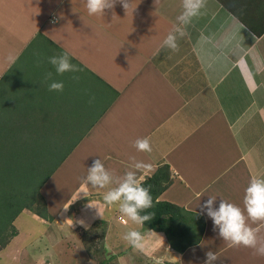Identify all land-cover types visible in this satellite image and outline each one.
<instances>
[{"label":"crops","instance_id":"obj_1","mask_svg":"<svg viewBox=\"0 0 264 264\" xmlns=\"http://www.w3.org/2000/svg\"><path fill=\"white\" fill-rule=\"evenodd\" d=\"M227 1L244 4V24L217 0H206L202 13L185 27L186 35L178 38L179 50L174 52L162 45L178 24L182 0H132L128 13L117 3L112 17H107L112 14L108 11L104 17L88 15L86 0H0V101H4V114H48L51 109L54 119L49 122L56 123V115H73L75 109L84 107L87 119L82 122L89 125L69 156L83 148L82 155H98L115 177L132 170L133 157L135 162L145 160L151 167L137 173L141 182L167 165L172 181L158 199L200 215L205 223L200 242L182 255L193 248L194 255L199 253L196 247L205 243L230 248L213 231V221L206 213L200 214L201 206L209 196H215L216 207L224 199L243 209L251 178H264V31L257 37L245 25L253 24L258 32L264 27V0ZM125 30L132 35L128 41L123 36ZM65 51L71 63L81 69L76 73L79 81L72 79L73 73L57 75L48 62L49 57ZM9 57H14V62ZM49 72L54 80L63 82V92L48 90L45 77ZM93 96L94 102L89 103ZM183 112L191 124L182 120ZM145 137L150 139L151 153L134 147L137 139ZM83 180L67 199L68 203L75 198L83 201L76 213L65 208L68 203L64 202L59 211H53L52 193L45 198L54 214L53 224L58 225L57 233L74 237L76 228L86 231L98 222L105 230L98 241L107 240L108 245L112 230L124 235L136 229L150 251L143 257L145 247L134 250L126 245L129 252L138 251L141 263L150 257L161 263L157 259L158 245H163L159 235L126 222L118 206H106L96 189L89 188L88 197L80 193ZM183 187L190 189L191 196L178 203L176 196ZM103 190L102 194L108 189ZM81 220L90 227L81 226ZM256 227L263 231L261 225ZM103 237L107 239L102 241ZM119 240L116 237L110 250L104 246L108 254L120 248ZM82 252L85 254L84 249ZM203 257L206 259L205 254Z\"/></svg>","mask_w":264,"mask_h":264},{"label":"rangeland","instance_id":"obj_2","mask_svg":"<svg viewBox=\"0 0 264 264\" xmlns=\"http://www.w3.org/2000/svg\"><path fill=\"white\" fill-rule=\"evenodd\" d=\"M117 7L122 8L121 5H118ZM107 11L112 13L111 15H107V17H112L113 13L117 10L115 9L114 12H112L111 10H107ZM204 11H206V9ZM213 13L211 12L210 14L214 15ZM214 18L215 16H213V19ZM129 29L130 27L127 28V30ZM118 30L120 31L119 28ZM123 36L125 40L127 39V41L132 38V35H130L126 30L123 32ZM142 40L144 42V39ZM149 42L154 43V41L153 42L149 41ZM227 82L228 79H226L225 82L226 86L228 84ZM257 98L261 101V98L259 96ZM3 105H4V101L1 100L0 114L4 113L5 108ZM244 107H245V100H244ZM83 108L84 107L75 109L76 114L73 115H63V116L56 115L55 118H58L56 119V123H54V121L53 123L49 122V120L54 119V116L51 113V109L49 110L48 114L40 113L39 115H30V116L16 115L15 117H12V119L15 118V121L17 122L16 124H14L13 122L10 123V121L9 122L7 121L9 124L0 121V148L1 150H9L16 144L18 140L28 137L26 136V132H21L22 129L21 127L23 123H26L25 122L26 118H39V120H41L39 121L40 123L36 125H38V127L41 129L42 132L41 138L44 144L46 145L52 144L53 142L63 143V145H67V143L69 145L75 144L78 142V139H80L86 133V128L89 125L88 121L86 124L82 122V120L87 119V116L84 115L86 111ZM99 109L96 111V113L99 112ZM183 113L184 114L181 116L182 120L186 119L185 122L186 123L189 122V124H191L192 121L190 120V117H188L185 112ZM94 117L91 118L94 119ZM2 119L3 116H1L0 120ZM90 122L91 120H89V123ZM11 126L14 127L10 128ZM8 128H10L9 132L6 131ZM52 136L54 138H52ZM91 148L93 150L95 149V147H91ZM81 153L84 154L83 148L79 149V151H76L75 153L70 155L71 157L68 156L64 161V163L60 165V167L56 170V172H54L53 174L55 175L54 179H52V181L49 182L50 179L52 178L51 176V178L46 183H44V185L40 189V193L43 196L44 200L47 199V194L52 193L55 199V203L51 206V209L53 211H59V205L62 204L63 202L64 205L68 203L67 199L69 198L70 194L74 193L79 183L86 177L88 167H91L96 159H101L98 155H95L94 157H88L86 155H82ZM57 156L58 153L54 154V157ZM46 159L51 160L45 162L47 166L50 167L51 162H53V158L48 156ZM20 162L24 164L23 160ZM139 162H143L146 164L145 160H139ZM1 170H3L5 173H9L5 171V169H0V171ZM151 175L152 174H148L146 177H149ZM45 184H48L47 187H45ZM97 191H98L97 194L102 197L103 196L102 193L104 190L101 189ZM68 192L69 194L66 196ZM190 196H191L190 189H186L183 187V189L177 194L176 201L178 203H182L185 199L189 198ZM97 199L98 201H100L99 198ZM46 201L45 203L47 207ZM80 201H78L76 198L72 201L70 200L68 203V207L65 208L71 207L70 210L73 213H76L74 211L79 210L80 205L83 202ZM57 202L59 203L58 205ZM71 211H69L70 214H72ZM47 212L53 218L54 214L50 212V209H48V207H47ZM66 212L67 210L64 211V213ZM32 215L33 214L31 212L26 211L15 221L14 226L17 228V232L20 235L15 237V239H13L7 247H5L4 249H0V264H164V263L182 264V261L188 264H199L201 263V261H203L201 264H204L205 258L204 257L202 258V255H204L207 251L210 250L213 252L217 251L216 254L218 255L219 259L217 260L216 264H264V256L254 255L253 254L254 250L251 251L250 248L240 247V248L224 249L223 246L219 244L212 245L211 243H205L202 247L201 246L196 247L199 253H196L195 255L193 251H190L191 255L190 254L182 255V253H179L171 249L169 245L166 243L164 235L157 232L154 234V236L158 237L157 235H159V238L163 240L162 241L163 245L159 244L158 245L159 247L157 248L160 250V254L159 256H157V259L158 260L161 259V263L156 262V260L152 259L151 257L148 258V260H145L146 263H141L139 259V252L138 251L137 252L135 251L134 253L132 251L129 252V250L126 247V245L128 244L126 241L122 239L123 235H120L121 234L120 231L112 230V233H110V238H109L110 240L108 241V245H107L106 237L105 238L103 237L102 240V241L106 240L105 243L98 241V238L101 239L102 237L100 236L105 234V230L103 229L104 225H101L98 222H96L95 227H91L93 229L90 233H88V231L91 228L84 231V228L78 227V229L77 228L75 229L76 233L74 237H69V236L64 237L62 236L61 232L59 234L57 233L58 225L53 224L54 223L53 220L51 222H46V221L44 222V220H42L39 217L35 220L32 219L31 217ZM96 228H99V230H97ZM261 228L263 231L259 232V235H262V238H264V226H262ZM141 229L144 228L141 227ZM150 231L151 230L144 229V232L151 233ZM116 237L120 239L119 240L120 248L118 247L115 252L108 254L106 252L105 247L106 248L108 247L109 250H110L109 245H112V247H114L115 245L114 240H116ZM179 239L180 242L182 243L184 242L183 235H180ZM121 246L124 247L121 248ZM144 247H145L144 248L145 251H143L142 256L147 257L146 254H148L150 251L149 246L144 245ZM155 247L156 246H154V248ZM82 249L85 250V254L82 252ZM187 249H189V247ZM86 250L89 251L86 252ZM221 250H224V252ZM132 254H134V257ZM247 254H251L252 257H245V255Z\"/></svg>","mask_w":264,"mask_h":264},{"label":"clouds","instance_id":"obj_3","mask_svg":"<svg viewBox=\"0 0 264 264\" xmlns=\"http://www.w3.org/2000/svg\"><path fill=\"white\" fill-rule=\"evenodd\" d=\"M117 3L123 6L126 13L132 7V0H86L87 13L90 16H104L107 10H114ZM205 6L206 0H182L183 11L177 17L178 24L169 32L162 46L174 52L178 51V38H183L186 35L185 27L201 14V10ZM113 15L115 14L113 13ZM9 59L14 62V57H9ZM48 62L54 67L57 75L73 73L72 79L79 81L80 77L76 73H79L81 69L71 63L67 51L49 57ZM45 82H48L49 91L63 92L64 90L63 82L54 80L51 72L46 74ZM94 100L93 96L89 103H93ZM134 147L139 152L151 153L152 151L150 139L147 137L137 139L134 142ZM132 159L134 160L131 166L132 170L127 171L122 177H115L105 168L101 159H96L92 166L88 167L80 193H84L88 197L89 188L108 189L103 194L104 204L108 207L117 205L122 217L126 218V222L130 221L135 225L142 226L145 222L153 219L151 213L141 214L152 208L153 197L150 190L141 184L137 173L151 166L143 162H135L134 157ZM113 184L115 187H110ZM209 197L201 206L200 214L206 213L207 217L213 221V231L217 233L218 238L226 242L230 248H250L254 250V255L264 256V238L259 235L260 228L251 226H264V178L256 176L251 178L245 189L243 209L224 199H221L219 206L216 207L217 197ZM89 206L96 208L91 202H89ZM98 215L102 217L99 209ZM79 223L86 229L90 227L83 220ZM122 239L134 250H142L144 247V236L136 229L124 233ZM192 251L194 253L195 248ZM205 257L204 264H216L219 259L218 255L211 250L205 253Z\"/></svg>","mask_w":264,"mask_h":264},{"label":"trees","instance_id":"obj_4","mask_svg":"<svg viewBox=\"0 0 264 264\" xmlns=\"http://www.w3.org/2000/svg\"><path fill=\"white\" fill-rule=\"evenodd\" d=\"M217 1L220 2L224 9L236 16L244 24V17H247L245 15L247 14V9H244L243 3L227 0ZM245 25L252 32H255L257 37H260L264 31V27L258 32L253 27V24ZM16 115L30 116L39 114L26 112L8 115L2 113L0 118L3 116V119L0 121L3 123L10 121V123L16 124L15 118L12 119ZM39 121H41L39 118H26V123H23L21 132H26L28 137L18 140L9 150H1L0 148V169H5V171L9 172L0 171V249L7 247L15 237L20 235L14 224L23 211H29L46 222L53 220L52 216L47 212L46 203L40 193V189L63 164L76 146V143L71 145L68 143L63 145V143L59 142L44 144L41 138V129L36 125L40 123ZM13 127L11 126L10 128ZM10 128L6 131L9 132ZM52 138L54 137L52 136ZM57 153L58 156L54 157V154ZM48 156L53 158L50 167L45 163L46 161H51L46 159ZM22 160L24 164L20 162ZM171 181L172 172L167 165H164L158 167L151 176L146 177L141 182L144 187L150 190V194L153 197L152 208L141 213L142 215L151 213L153 219L145 222L142 227L163 234L166 243L171 249L183 253L188 247L195 246L200 242L205 223L200 215L158 199L171 184ZM180 235L184 237L183 243L180 242ZM249 256L250 254L245 255V257Z\"/></svg>","mask_w":264,"mask_h":264},{"label":"built area","instance_id":"obj_5","mask_svg":"<svg viewBox=\"0 0 264 264\" xmlns=\"http://www.w3.org/2000/svg\"><path fill=\"white\" fill-rule=\"evenodd\" d=\"M118 220H120L121 222H123V221H124V220H123L121 217H119V218H118Z\"/></svg>","mask_w":264,"mask_h":264}]
</instances>
